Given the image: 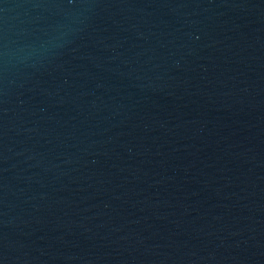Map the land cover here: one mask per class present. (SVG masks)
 Listing matches in <instances>:
<instances>
[{
	"label": "water",
	"instance_id": "obj_1",
	"mask_svg": "<svg viewBox=\"0 0 264 264\" xmlns=\"http://www.w3.org/2000/svg\"><path fill=\"white\" fill-rule=\"evenodd\" d=\"M0 264H264V0H0Z\"/></svg>",
	"mask_w": 264,
	"mask_h": 264
}]
</instances>
